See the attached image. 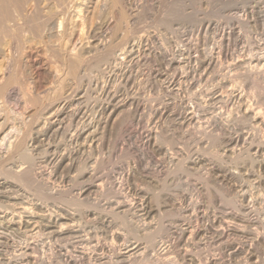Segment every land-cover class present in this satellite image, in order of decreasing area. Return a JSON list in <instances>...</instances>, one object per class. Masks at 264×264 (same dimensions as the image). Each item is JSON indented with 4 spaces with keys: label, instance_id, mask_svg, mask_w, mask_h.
Wrapping results in <instances>:
<instances>
[{
    "label": "rangeland",
    "instance_id": "1",
    "mask_svg": "<svg viewBox=\"0 0 264 264\" xmlns=\"http://www.w3.org/2000/svg\"><path fill=\"white\" fill-rule=\"evenodd\" d=\"M120 1V8L127 12L121 32L116 28L119 16L112 0H99L100 16L105 17L95 21L97 29L91 37L81 41L77 33V38L65 39L66 50L72 53L98 46V52L92 53L94 58L87 62L92 63V69L77 81L66 77V67L62 66L60 72L57 59L44 44L32 42L22 54L12 50L14 53L4 60L2 67L7 76L17 72L25 89L32 97L43 100V106L35 108L32 118L26 117L33 112L21 118L25 109L32 111L31 105L19 103L14 92L5 101L0 100V110L4 111H0V117L3 122L7 120L11 130L10 138H5L7 142L3 135L0 138V176L10 178L8 182H18L11 183L15 187H0V264H264V0ZM94 59L103 61L96 67ZM61 81L64 84L60 85ZM15 87L11 88L16 90ZM52 112H58V118ZM90 133L92 136H87ZM20 140H25V148L17 153L13 145ZM79 143L85 145L81 147ZM23 149L28 157L23 155ZM54 156L67 158L65 163L51 162ZM30 166L34 168L30 175L33 183L27 184L35 187L21 184L23 181L17 177ZM10 170L15 171L16 178L10 176ZM79 172L87 173L85 178L95 176L91 181L89 177L81 178ZM33 174H37L35 179ZM74 174L79 176V182ZM5 177L0 178V183L6 181ZM15 190L18 192H12ZM23 206L32 210L25 211ZM57 219L60 224H69V228L51 236L45 226H54ZM34 222V226L40 224L37 230L28 227ZM54 230L59 232L60 228ZM132 247H138L137 256L125 258Z\"/></svg>",
    "mask_w": 264,
    "mask_h": 264
},
{
    "label": "bare ground",
    "instance_id": "2",
    "mask_svg": "<svg viewBox=\"0 0 264 264\" xmlns=\"http://www.w3.org/2000/svg\"><path fill=\"white\" fill-rule=\"evenodd\" d=\"M99 0H0V100H3V101H5L6 99H7V97L9 96V95H12V94H14V93H16L15 95L17 96V100H18V102L19 103H21V104H23L24 106H29V105H31V106H29V107H32L33 109H32V111H27V109H25L24 108V106L22 107V108H24L25 110L23 111V114H22V116H21V118H23V117H25L24 116V114H27L28 112H29V114H31V112H33V114H31V115H29V116H27L26 118H32V116L34 115V112H36V110H35V108H41L42 106H43V104H42V101L41 100H39V98H35V97H32V95L27 91V90H29V89H25V83L23 84V82H21V80L20 79H22V77L21 78H19V76L20 75H18V73L17 72H15L14 70V72H11V73H9L10 75H8L7 76V74L5 73V70L3 69V64H4V62L6 61L5 60V58L7 59V56L8 57H10V52L12 51V50H16L18 53H20L21 52V54H22V51H24L27 47H28V45L30 44V43H34L35 42V44L36 43H38V44H44L45 45V47L47 46L48 47V49H50V51L53 53V56L57 59V63H55V64H57V68H59V70H60V68H62V66L63 67H66L67 68V75H66V77L67 78H71L70 80H74V81H77L79 78H80V75H85L86 74V72L90 69H92V65H90V64H92V63H87L88 61H89V58L90 57H92V58H94V55H92V53H93V51H97L98 50V46H96V45H94V46H90V47H86V48H81V49H79L77 52H68L67 50H66V42H65V39L67 38V36L68 37H70L71 38V40L73 39V38H75L76 36H77V33H79L78 34V36L80 37L79 38V40H81V41H85V39H87V37H91V34L93 33V32H95L94 30H95V28L96 27H94V24H97V23H95V21L97 20V19H100V14H101V12L99 11V6H98V2ZM104 2V1H103ZM106 2V1H105ZM120 0H112V6L114 7V9H116L118 12V19H117V24H116V28H118L119 29V32H121V30L123 29V27H124V25H125V20H126V13H125V11H124V9L122 8V6H121V8H120V5L122 4H120ZM110 3V2H109ZM108 4V3H107ZM257 4V3H256ZM111 7V6H110ZM234 8V7H233ZM135 9V8H134ZM106 10V9H105ZM113 10V9H112ZM133 11V10H132ZM261 13V12H260ZM129 15V14H128ZM100 16V17H99ZM107 16V15H106ZM102 17H105V15H103ZM101 17V18H102ZM140 18H141V16H140ZM234 19V18H233ZM103 21V20H102ZM119 21V22H118ZM138 21V20H137ZM259 21V20H258ZM80 23V26L82 27L80 30L78 29L79 28V26L78 25H76L77 23ZM128 22V21H127ZM78 23V24H79ZM167 24V23H166ZM258 24V23H257ZM204 25V24H203ZM103 26V25H102ZM164 26V25H163ZM168 26V25H167ZM226 26V25H225ZM245 26V25H244ZM132 27V26H131ZM88 28V29H87ZM218 28V27H217ZM97 29V28H96ZM98 29L100 30V28L98 27ZM212 30V29H211ZM243 30V29H242ZM140 31V30H139ZM142 31V30H141ZM70 32V33H69ZM114 32V31H113ZM112 32V33H113ZM118 32V31H117ZM117 32H116V36H117ZM118 32V33H119ZM124 32V31H123ZM122 32V33H123ZM147 32V31H146ZM97 34H98V32H96ZM149 33V32H148ZM76 35V36H75ZM96 35V34H95ZM94 35V36H95ZM114 35V34H113ZM138 35V34H137ZM126 36H127V33H126ZM95 37H97V36H95ZM107 37V36H106ZM143 37V36H142ZM77 38V37H76ZM100 38V37H99ZM134 38V37H133ZM140 38V37H139ZM204 38V37H203ZM206 38V37H205ZM62 39H63V41H62ZM69 39V38H68ZM93 39H95L94 37H93ZM98 39V38H97ZM263 39V38H262ZM88 40V39H87ZM98 41V40H97ZM70 42V40H68V43ZM100 42H101V40H100ZM135 42V41H134ZM137 42V41H136ZM207 42V41H206ZM229 42V41H228ZM263 42V41H262ZM67 43V44H68ZM97 43V42H96ZM124 43V42H123ZM249 43V42H248ZM70 44H71V42H70ZM224 44V43H223ZM103 45V44H102ZM120 45V44H119ZM140 45V44H139ZM254 45V44H253ZM85 46V45H84ZM83 46V47H84ZM89 46V45H88ZM101 46V45H100ZM118 46V45H117ZM41 47V46H40ZM126 48V47H125ZM78 49V48H77ZM108 49V48H107ZM131 49V48H130ZM195 49V48H194ZM197 49V48H196ZM253 49V48H252ZM74 50V49H73ZM102 50H104V49H102ZM116 50V49H115ZM239 50V49H238ZM237 50V51H238ZM46 51V50H45ZM203 51V50H202ZM242 51V50H241ZM28 52V51H27ZM47 52V51H46ZM98 52V51H97ZM115 52V51H114ZM124 52H125V50H124ZM214 52V51H213ZM226 52V51H225ZM11 53H14V52H11ZM25 53V52H24ZM96 53V52H95ZM100 53V52H99ZM113 53V52H112ZM234 53V52H233ZM10 54V55H9ZM51 54V53H50ZM129 54V53H128ZM258 54V53H257ZM24 55V54H23ZM52 55V54H51ZM100 55H102V54H100ZM107 55H108V53H107ZM254 55V54H253ZM52 56V57H53ZM110 56V55H109ZM170 56V55H169ZM196 56V55H195ZM53 57V58H54ZM98 57V56H97ZM102 57V56H101ZM108 57V56H107ZM144 57H146V56H144ZM260 57V56H259ZM52 58V59H53ZM54 58V59H55ZM103 58V57H102ZM106 58V57H105ZM123 58V57H122ZM189 58V57H188ZM243 58V57H242ZM253 58V57H252ZM264 58V57H263ZM143 59V58H142ZM191 59V58H190ZM240 59V58H239ZM5 60V61H4ZM123 60V59H122ZM153 60V59H152ZM186 60V59H185ZM203 60V59H202ZM214 60V59H213ZM52 61V60H51ZM92 62H94L95 61V59H94V61L93 60H91ZM101 61H103V59L102 60H97V62H96V67L99 65V64H101L102 62ZM110 61V60H109ZM164 61V60H163ZM54 62H56V61H54ZM94 62V63H95ZM145 62V61H144ZM213 62V61H212ZM237 62V61H236ZM235 62V63H236ZM137 63V62H136ZM185 63V62H184ZM232 63V62H231ZM55 64H53V65H55ZM131 64V63H130ZM107 65H108V63H107ZM112 65V64H111ZM110 65V66H111ZM125 65V64H124ZM233 65V64H232ZM3 66V67H2ZM28 66V65H27ZM94 66V65H93ZM221 66V65H220ZM224 66V65H223ZM257 66V65H256ZM14 67V66H13ZM16 67V66H15ZM39 67V66H38ZM96 67H93V68H95L96 69ZM116 67V66H115ZM169 67V66H168ZM229 67V66H228ZM260 67V66H259ZM56 68V67H55ZM100 68V67H99ZM98 68V69H99ZM109 68V67H108ZM126 68V67H125ZM177 68V67H176ZM182 68V67H181ZM223 68V67H222ZM232 68H234V67H232ZM254 68H255V66H254ZM261 68V67H260ZM260 68H259V70H260ZM16 69H18V68H16ZM15 69V70H16ZM63 69H65V68H63ZM162 69V68H161ZM166 69V68H165ZM169 69V68H168ZM235 69V68H234ZM248 69V68H247ZM57 70V69H56ZM55 70V71H56ZM58 70V71H59ZM111 70V69H110ZM185 70V69H184ZM253 70V69H252ZM262 70V69H261ZM57 71V72H58ZM62 70H60V72H61ZM106 71V70H105ZM112 71V70H111ZM127 71V70H126ZM242 71V70H241ZM256 71V70H255ZM85 72V73H84ZM89 72V71H88ZM93 72V71H92ZM99 72H100V69H99ZM98 72V73H99ZM144 72V71H143ZM175 72V71H174ZM220 72V71H219ZM224 72V71H223ZM260 72V71H259ZM63 73V72H62ZM61 73V74H62ZM84 73V74H83ZM109 73V72H108ZM185 73V72H184ZM233 73V72H232ZM246 73V72H245ZM257 73V72H256ZM32 74V73H31ZM57 74L58 73H56V77H58V76H60L61 77V75H59L58 74V76H57ZM90 74H92V73H90ZM94 74V73H93ZM220 74V73H219ZM250 74V73H249ZM258 74V73H257ZM137 75V74H136ZM144 75H145V73H144ZM205 75V74H204ZM256 75V74H255ZM104 76V75H103ZM148 76V75H147ZM177 76H178V74H177ZM201 76V75H200ZM228 76V75H227ZM230 76V75H229ZM116 77V76H115ZM180 77V76H179ZM27 78V77H26ZM59 78V77H58ZM88 78V77H87ZM101 78V77H100ZM120 78V77H119ZM131 78V77H130ZM202 78V77H201ZM208 78V77H207ZM222 78V77H221ZM232 78V77H231ZM63 79V78H62ZM66 79V78H65ZM68 79V80H69ZM81 79H83V76L81 77ZM94 79H96V78H94ZM93 79V80H94ZM98 79V78H97ZM104 79V78H103ZM102 79V80H103ZM151 79V78H150ZM259 79V78H258ZM59 80V79H58ZM64 80V79H63ZM226 80V79H225ZM235 80H237V79H235ZM234 80V81H235ZM240 80V79H239ZM255 80V79H254ZM64 81H66V80H64ZM73 81V82H74ZM89 81H91V80H89ZM118 81V80H117ZM141 81V80H140ZM232 81V80H231ZM241 81V80H240ZM239 81V82H240ZM248 81V80H247ZM26 82V81H25ZM97 82H99V81H97ZM102 82V81H101ZM130 82V81H129ZM158 82H159V80H158ZM182 82V81H181ZM192 82V81H191ZM229 82V81H228ZM236 82V81H235ZM61 83H63V81H61L60 82V85H61ZM242 83V82H241ZM64 84V83H63ZM147 84V83H146ZM149 84V83H148ZM16 85V87H17V89L16 90H14V89H12L11 87L12 86H15ZM59 85V86H60ZM239 85V84H238ZM253 85V84H252ZM256 85V84H255ZM261 85V84H260ZM27 86V85H26ZM39 86V85H38ZM92 86V85H91ZM121 86V85H120ZM127 86V85H126ZM171 86H172V84H171ZM191 86V85H190ZM240 86H242V85H240ZM15 87V88H16ZM62 87V86H61ZM133 87V86H132ZM168 87V86H167ZM224 87V86H223ZM250 87V86H249ZM27 88V87H26ZM55 88V87H54ZM147 88V87H146ZM198 88V87H197ZM218 88V87H217ZM36 89V88H35ZM63 89V88H62ZM80 89V88H79ZM119 89V88H118ZM230 89V88H229ZM237 89V88H236ZM244 89V88H243ZM254 89V88H253ZM61 90V89H60ZM87 90V89H86ZM89 90V89H88ZM222 90V89H221ZM241 90H242V88H241ZM247 90V89H246ZM250 90V89H249ZM41 91V90H40ZM156 91V90H155ZM159 91V90H158ZM188 91V90H187ZM245 91V90H244ZM14 92V93H13ZM56 92V91H55ZM58 92V91H57ZM78 92V91H77ZM103 92V91H102ZM189 92V91H188ZM191 92H192V90H191ZM208 92H209V90H208ZM207 92V93H208ZM227 92V91H226ZM49 93V92H48ZM195 93V92H194ZM221 93V92H220ZM55 94V93H54ZM58 94V93H57ZM104 94V93H103ZM198 94V93H197ZM228 94V93H227ZM226 94V95H227ZM76 95V94H75ZM124 95V94H123ZM179 95V94H178ZM192 95V94H191ZM169 96V95H168ZM184 96V95H183ZM193 96H195V95H193ZM210 96H213V95H210ZM225 96V95H224ZM251 96V95H250ZM62 97V96H61ZM107 97V96H106ZM109 97V96H108ZM107 97V98H108ZM203 97V96H202ZM228 97V96H227ZM230 97V96H229ZM9 98V97H8ZM51 98V97H50ZM54 98V97H53ZM128 98V97H127ZM144 98V97H143ZM220 98V97H219ZM134 99V98H133ZM140 99V98H139ZM180 99V98H179ZM189 99V98H188ZM199 99V98H198ZM197 99V100H198ZM223 99V98H222ZM106 100V99H105ZM108 100V99H107ZM154 100H156V99H154ZM165 100V99H164ZM202 100H204V99H202ZM252 100V99H251ZM254 100V99H253ZM46 101H48V100H46ZM205 101V100H204ZM208 101V100H207ZM224 101V100H223ZM257 101H258V99H257ZM51 102V101H50ZM108 102V101H107ZM153 102V101H152ZM44 103V102H43ZM109 103H110V101H109ZM140 103V102H139ZM198 103V102H197ZM217 103H219V102H217ZM245 103V102H244ZM4 104V103H3ZM40 104H42L41 106H40ZM138 104V103H137ZM2 105V104H1ZM10 105V104H9ZM197 105V104H196ZM8 106V105H7ZM40 106V107H39ZM140 106V105H139ZM178 106V105H177ZM5 107V106H4ZM15 107V106H14ZM19 107V106H18ZM83 107V106H82ZM88 107V106H87ZM96 107H98V106H96ZM131 107V106H130ZM199 107V106H198ZM202 107V106H201ZM2 108V107H1ZM86 108V107H85ZM101 108V107H100ZM8 109V108H7ZM51 109V108H50ZM156 109V108H155ZM193 109V108H192ZM198 109V108H197ZM204 109V108H203ZM202 109V110H203ZM235 109V108H234ZM256 109V108H255ZM49 110V109H48ZM48 110H46V111H48ZM59 110V109H58ZM57 110V111H58ZM79 110V109H78ZM184 110V109H183ZM239 110V109H238ZM260 110V109H259ZM262 110V109H261ZM1 112H4V111H2V109L0 110ZM99 111V110H98ZM237 111V110H236ZM42 112H44V111H42ZM59 112V111H58ZM58 112H54L55 113V115H56V117H57V115H58ZM62 112V111H61ZM60 112V113H61ZM94 112V111H93ZM97 112V111H96ZM192 112H194L193 110H192ZM8 113V112H7ZM53 113V112H52ZM53 113V114H54ZM75 113V112H74ZM237 113V112H236ZM256 113V112H255ZM10 114V113H9ZM8 114V115H9ZM79 114V113H78ZM86 114V113H85ZM91 114H92V112H91ZM207 114V113H206ZM205 114V115H206ZM252 114V113H251ZM259 114V113H258ZM5 115V114H4ZM8 115H6V116H8ZM38 115V114H37ZM49 115H52V114H49ZM55 115H54V117H55ZM1 116V115H0ZM69 116V115H68ZM84 116V115H83ZM94 116V115H93ZM152 116V115H151ZM223 116V115H222ZM251 116V115H250ZM35 117H37V116H35ZM40 117V116H39ZM59 117H60V115H59ZM76 117V116H75ZM245 117V116H244ZM256 117V116H255ZM258 117V116H257ZM10 118V117H9ZM20 118V117H19ZM38 118V117H37ZM58 118V117H57ZM150 118V117H149ZM185 118V117H184ZM188 118V117H187ZM186 118V119H187ZM219 118V117H218ZM222 118V117H221ZM12 119V118H11ZM179 119V118H178ZM189 119H190V117H189ZM188 119V120H189ZM223 119V118H222ZM2 120H4L3 119V117L1 118L0 117V138H1V136L3 135V139L6 141V139L8 138L7 136H9L10 134H11V130H9V126H8V122L6 123V121L5 122H3ZM9 120V119H8ZM29 120H31V119H29ZM28 120V121H29ZM47 120H49V119H47ZM81 120V119H80ZM139 120V119H138ZM183 120V119H182ZM187 120V121H188ZM213 120V119H212ZM216 120V119H215ZM224 120V119H223ZM252 120V119H251ZM11 121V120H10ZM147 121H149V120H147ZM151 121V120H150ZM155 121V120H154ZM191 121V120H190ZM222 121V120H221ZM257 121V120H256ZM263 121V120H262ZM31 122V121H30ZM33 122V121H32ZM37 122H38V120H37ZM43 122V121H42ZM78 122V121H77ZM171 122V121H170ZM229 122V121H228ZM261 122V121H260ZM18 123V122H17ZM28 123V122H27ZM39 123V122H38ZM48 123V122H47ZM65 123V122H64ZM166 123V122H165ZM194 123V122H193ZM219 123V122H218ZM13 125V124H12ZM26 125V124H25ZM27 125H29V124H27ZM34 125V124H33ZM43 125V124H42ZM139 125V124H138ZM173 125V124H172ZM199 126V125H198ZM203 126V125H202ZM217 126V125H216ZM258 126H259V124H258ZM29 127V126H28ZM135 127V126H134ZM143 127V126H142ZM141 127V128H142ZM183 127V126H182ZM193 127V126H192ZM235 127V126H234ZM243 127V126H242ZM27 128V127H26ZM87 128V127H86ZM161 128V127H160ZM241 128V127H240ZM245 128V127H244ZM30 128H28V130H29ZM170 129V128H169ZM190 129V128H189ZM200 129V128H199ZM21 130V129H20ZM26 130V129H25ZM28 130H27V132L26 133H28ZM38 130V129H37ZM46 130V129H45ZM147 130V129H146ZM161 130V129H160ZM176 130V129H175ZM192 130V129H191ZM249 130V129H248ZM258 130H260V129H258ZM30 131V130H29ZM47 131V130H46ZM45 131V132H46ZM77 131V130H76ZM75 131V132H76ZM196 131V130H195ZM201 131H203V130H201ZM244 131V130H243ZM254 131V130H253ZM21 132H23V131H21ZM25 132L24 133H22V135L24 134L25 135ZM85 132V131H84ZM90 132V131H89ZM121 132V131H120ZM151 132V131H150ZM150 132L148 133V134H150ZM185 132V131H184ZM189 132V131H188ZM209 132V131H208ZM247 132V131H246ZM56 133H58L57 131H56ZM81 133H83V132H81ZM88 133V132H87ZM92 133V132H91ZM91 133L90 134H87V136L88 135H91ZM94 133V132H93ZM97 133V132H96ZM163 133V132H162ZM203 133V132H202ZM219 133V132H218ZM217 133V134H218ZM248 133H249V131H248ZM30 134V133H29ZM37 134V133H36ZM55 134V133H54ZM85 134V133H84ZM236 134V133H235ZM250 134V133H249ZM53 135V134H52ZM56 135V134H55ZM54 135V136H55ZM94 135H95V133H94ZM94 135H93V137H92V139L94 138ZM161 135V134H160ZM164 135V134H163ZM162 135V136H163ZM203 135V134H202ZM222 135V134H221ZM255 135V134H254ZM11 136V135H10ZM10 136H9V138H10ZM26 136V135H25ZM29 136V135H28ZM27 136V137H28ZM92 136V135H91ZM130 136V135H129ZM150 136V135H149ZM178 136H180V135H178ZM177 136V137H178ZM184 136V135H183ZM205 136V135H204ZM242 136V135H241ZM7 137V138H6ZM51 137V136H50ZM73 137H74V135H73ZM75 137H76V135H75ZM159 137V136H158ZM164 137V136H163ZM173 137V136H172ZM190 137V136H189ZM209 137V136H208ZM6 138V139H5ZM13 138V137H12ZM11 138V139H12ZM18 137L16 136V139H17ZM20 138V137H19ZM24 139L26 138V137H23ZM22 138V139H23ZM30 138V137H29ZM37 138V137H36ZM81 138V137H80ZM86 138V137H85ZM91 138V137H90ZM90 138L88 139V140H90ZM221 138V137H220ZM21 139V138H20ZM28 139V138H27ZM31 140H32V138H30ZM49 139V138H48ZM71 139H73V138H71ZM77 139H78V136H77ZM83 139V138H82ZM129 139V138H128ZM162 139V138H161ZM176 139V138H175ZM217 139V138H216ZM13 140H15V139H13ZM18 140L19 139H17L16 140V142L18 143ZM26 140V139H25ZM25 140L23 141L24 143H25ZM35 140V139H34ZM33 140V141H34ZM50 140V139H49ZM78 140H80V139H78ZM88 140H87V142H88ZM106 140V139H105ZM152 140V139H151ZM150 140V141H151ZM155 140V139H154ZM180 140V139H179ZM213 140V139H212ZM22 141L20 140V142L21 143H19V144H15V146L13 145V148H16V150L15 149H12V151L13 150H15V151H17V153H18V151L19 150H21L22 148H23V143H22ZM96 141V140H95ZM172 141V140H171ZM171 141H170V143H171ZM183 141V140H182ZM211 141V140H210ZM215 141V140H214ZM229 141V140H228ZM2 142V141H1ZM7 142V141H6ZM32 142V141H31ZM36 142V141H35ZM41 142V141H40ZM69 142V141H68ZM73 142H74V140H73ZM79 142V141H78ZM84 142H85V140H84ZM90 142V141H89ZM88 142V143H89ZM93 142V140L91 141V143ZM126 142V141H125ZM176 142V141H175ZM233 142V141H232ZM235 142V141H234ZM12 143V142H11ZM27 143H29V142H27ZM26 143V144H27ZM59 143V142H58ZM63 143V142H62ZM228 143V142H227ZM258 143V142H257ZM3 144V143H2ZM46 144H48V143H46ZM72 144V143H71ZM77 144V143H76ZM75 144V145H76ZM80 144V146L82 145L81 143H79ZM189 144V143H188ZM195 144V143H194ZM229 144V143H228ZM227 144V145H228ZM264 144V143H263ZM35 145V144H34ZM40 145V144H39ZM38 145V146H39ZM43 145V144H42ZM63 145V144H62ZM78 145V144H77ZM85 145V144H84ZM84 145H82V146H84ZM233 145V144H232ZM236 145V144H235ZM234 145V146H235ZM237 145H238V143H237ZM251 145V144H250ZM11 146V145H10ZM37 146V147H38ZM45 146V145H44ZM64 146H66V145H64ZM68 146H69V144H68ZM67 146V147H68ZM81 146V147H82ZM92 146V144L90 145V147ZM166 146H168V145H166ZM173 146V145H172ZM233 146V147H234ZM247 146V145H246ZM256 146V145H255ZM0 147H2V146H0ZM30 147V146H29ZM40 147V146H39ZM48 147H53V146H48ZM57 147H58V145H57ZM60 147V146H59ZM58 147V148H59ZM75 147V146H74ZM79 147V146H78ZM93 147V146H92ZM100 147V146H99ZM203 147V146H202ZM237 147V146H236ZM258 147V146H257ZM7 148H8V146H7ZM11 148H12V146H11ZM24 148H25V146H24ZM42 148V147H41ZM57 148V149H58ZM69 148V147H68ZM73 148V147H72ZM89 148V147H88ZM188 148V147H187ZM199 148V147H198ZM232 148V147H231ZM9 149V148H8ZM28 149V148H27ZM30 149V148H29ZM32 149V148H31ZM49 149V148H48ZM54 149V148H53ZM56 149V150H57ZM65 149L67 150V148L65 147ZM65 149H63L62 148V150H64V152H66V150ZM81 149V148H80ZM95 149V148H94ZM148 149V148H147ZM150 149V148H149ZM181 149V148H180ZM24 150V152H23V155L25 154L26 156H27V154H26V152H25V149H23ZM51 150V149H50ZM61 150V151H62ZM69 150V149H68ZM67 150V151H68ZM77 151L79 150V148L78 149H76ZM76 150H75V152H76ZM96 150V149H95ZM170 150V149H169ZM177 150V149H176ZM235 150V149H234ZM259 150V149H258ZM8 151H11V150H8ZM7 151V152H8ZM22 151V150H21ZM21 151H19V152H21ZM30 151V150H29ZM55 151V150H54ZM53 151V152H54ZM73 151V150H72ZM83 151V150H82ZM105 151V150H104ZM157 151V150H156ZM242 151V150H241ZM44 152H45V150H44ZM47 152V151H46ZM45 152V153H46ZM108 152V151H107ZM159 152V151H158ZM157 152V153H158ZM175 152V151H174ZM243 152V151H242ZM9 153V152H8ZM11 153V152H10ZM9 153V154H10ZM13 153H14V151H13ZM28 153V152H27ZM43 154V155H46V154ZM50 153V152H49ZM56 153V152H55ZM60 153V152H59ZM72 153V152H71ZM78 153V152H77ZM76 153V154H77ZM171 153V152H170ZM197 153V152H196ZM205 153V152H204ZM233 153H235V152H233ZM249 153V152H248ZM22 154V153H21ZM29 155H30V153H28ZM35 154V153H34ZM39 154V153H38ZM38 154H37V156H38ZM52 154H54V153H52ZM58 153H56L55 155H57ZM65 154V153H64ZM67 154V153H66ZM92 154V153H91ZM111 154V153H110ZM185 154V153H184ZM11 155H13V154H11ZM24 155V156H25ZM31 155H32V153H31ZM69 155V154H68ZM72 155H73V153H72ZM84 155V154H83ZM112 155V154H111ZM10 156V155H9ZM9 156H8V158H9ZM15 156V155H14ZM19 156V155H18ZM23 156V157H24ZM34 156V155H33ZM48 156H50L49 154H48ZM59 156V155H58ZM69 156H71V155H69ZM224 156V155H223ZM2 157V156H1ZM7 157V156H6ZM22 157V156H21ZM20 157V158H21ZM28 157V156H27ZM39 157V156H38ZM43 156H41V158H42ZM47 157V156H46ZM52 157V156H51ZM61 157V160H59V158ZM60 157H53L52 159H51V162H64L65 160H66V156H60ZM183 157V156H182ZM14 158V157H13ZM41 158H40V160H41ZM45 157H43V159H44ZM72 158V157H71ZM73 158H74V156H73ZM72 158V159H73ZM76 158V157H75ZM74 158V159H75ZM190 158V157H189ZM3 159H4V157H3ZM22 159V158H21ZM165 159V158H164ZM178 159V158H177ZM251 159V158H250ZM39 160V159H38ZM45 161L47 160V158L46 159H44ZM161 160H162V158H161ZM217 160V159H216ZM220 160H221V158H220ZM16 161V160H15ZM19 161V160H18ZM32 161H34V160H32ZM45 161H43V162H45ZM73 161V160H72ZM76 161V160H75ZM74 161V162H75ZM86 161H89L90 162V160H86ZM113 161V160H112ZM182 161V160H181ZM1 162V161H0ZM4 162V161H3ZM2 162V163H3ZM23 162V161H22ZM30 162V161H29ZM70 162V161H69ZM68 162V164H70ZM10 163V162H9ZM8 163V164H9ZM12 163H13V161H12ZM49 163V162H48ZM65 163V162H64ZM78 163V162H77ZM185 163V162H184ZM6 164V163H5ZM11 164V163H10ZM16 164V163H15ZM18 164V163H17ZM20 164V163H19ZM21 164H25V163H21ZM30 165H31V163H29ZM39 164H40V162H39ZM53 164H57V163H53ZM71 164H73V163H71ZM90 164V163H89ZM91 164H95V163H91ZM181 164V163H180ZM255 164V163H254ZM7 165V164H6ZM5 165V166H6ZM34 165V164H33ZM42 165H44V164H42ZM51 165V164H50ZM50 165H49V167H50ZM60 165V164H59ZM81 164L79 163V165H78V167L80 166ZM85 165H87L86 163H85ZM100 165V164H99ZM168 165V164H167ZM3 166V165H2ZM8 166V165H7ZM19 166V165H18ZM27 166H29V165H27ZM40 166V165H39ZM39 166H38V169H41V168H39ZM47 166V165H46ZM56 166V165H55ZM58 166V165H57ZM68 166V165H67ZM66 166V167H67ZM94 166V165H93ZM92 166V167H93ZM148 166V165H147ZM152 166V165H151ZM166 166V165H165ZM178 166V165H177ZM13 167H15L14 165H13ZM21 167V166H20ZM25 167V166H24ZM31 167L32 166H30L29 168H30V170H29V168H28V170L27 169H25V170H23L24 172H22V170H21V172H20V170H19V172H20V174L17 176L18 178H19V180H21V181H23L21 184H26L27 186H30L31 184V182H32V180H31V172L33 171L32 169H31ZM45 167V166H44ZM48 167V166H47ZM76 167V166H75ZM3 168H5L4 166H3ZM17 168H19V167H17ZM17 168L15 169L16 170V172H17ZM33 168V167H32ZM46 168V167H45ZM55 168V167H54ZM63 168H65V167H63ZM69 168H70V166H69ZM71 168H72V166H71ZM80 168H81V166H80ZM85 168V167H84ZM84 168H82V169H84ZM218 168H219V166H218ZM34 169V168H33ZM47 169V168H46ZM57 169H59V167L57 168ZM56 169V170H57ZM73 169V168H72ZM72 169H69L67 172L68 173H71V172H69V171H71ZM98 169V168H97ZM147 169V168H146ZM179 169V168H178ZM215 169V168H214ZM13 170V169H12ZM12 170H10V174H11V172H13ZM63 171H64V169H62ZM65 170H67V169H65ZM74 170H75V168H74ZM85 170H86V168H85ZM84 170V171H85ZM95 170V169H94ZM99 170V169H98ZM166 170V169H165ZM173 170V169H172ZM188 170V169H187ZM7 171H9V170H7ZM48 171V170H47ZM62 171V172H63ZM76 171V170H75ZM79 170H77L76 172H78ZM92 171V170H91ZM152 171V170H151ZM167 171V170H166ZM170 171V170H169ZM229 171V170H228ZM253 171V170H252ZM260 171V170H259ZM15 172V171H14ZM12 173V175H10V176H15V173ZM34 172V171H33ZM32 172V173H33ZM88 173H89V171H87ZM105 172V171H104ZM110 172V171H109ZM177 172V171H176ZM175 172V173H176ZM36 173V172H35ZM40 173V172H39ZM49 173V172H48ZM57 173V172H56ZM68 173H67V175H68ZM73 173H75V172H73ZM72 173V174H73ZM91 173V172H90ZM155 173V172H154ZM173 173V172H172ZM14 174V175H13ZM41 175H42V171H41V173H40ZM54 174V173H53ZM79 176L81 177V178H85L86 176H87V173H85V172H82V173H80L79 172ZM93 174V173H92ZM95 174V173H94ZM93 174V175H94ZM167 174H169V173H167ZM171 174V173H170ZM187 174V173H186ZM2 175V174H1ZM37 174H35V176H34V174H33V176H32V178L33 177H37L36 176ZM39 175V174H38ZM45 175V174H44ZM49 175H50V173H49ZM55 175V174H54ZM64 175H65V172H64ZM69 175H71V174H69ZM68 175V176H69ZM179 175V174H178ZM207 175V174H206ZM53 176V175H52ZM52 176H48V177H52ZM57 176V175H56ZM55 176V177H56ZM79 176H77L78 178H79ZM95 176V175H94ZM94 176H92L91 178L89 177H87L88 179H91V181H92V179H93V177ZM256 176V175H255ZM3 178L4 179V177L5 176H0V178ZM74 178H75V180L77 179L78 180V182H79V179L76 177V175L74 174V176H73ZM103 177V176H102ZM106 177V176H105ZM114 177V176H113ZM263 177V176H262ZM14 178H16V176L14 177ZM14 178L12 179V180H14ZM39 178H41V177H39ZM65 178V177H64ZM73 178V179H74ZM87 178H85V179H87ZM99 178V177H98ZM167 178V177H166ZM222 178H224V177H222ZM5 179H6V177H5ZM33 179H35V178H33ZM50 178H48V180H49ZM62 179V174L60 175V179L59 180H61ZM72 179V178H71ZM70 179V180H71ZM73 179L70 181V180H68V181H70V182H72L73 181ZM214 179V178H213ZM240 179V178H239ZM239 179H238V181H239ZM8 179H6V181H4V182H2V183H0V187L1 188H10V187H15V186H13L11 183H13V182H8L9 180H10V178H9V180L7 181ZM41 180H43V179H41ZM45 180V179H44ZM47 180V181H48ZM59 180H56L57 181V183L59 182ZM74 180V181H75ZM83 180V179H82ZM101 180V179H100ZM203 180V179H202ZM209 180V179H208ZM227 180V179H226ZM26 181V182H25ZM31 181V182H30ZM52 181H54V180H52ZM51 180L50 181H48V182H52ZM66 181V180H65ZM112 181V180H111ZM30 182V183H29ZM47 182V183H48ZM61 183H62V181H60ZM64 182V181H63ZM81 182V181H80ZM95 182V181H94ZM97 182V181H96ZM105 182V181H104ZM145 182V181H144ZM16 183H18V182H16ZM15 182L13 183V184H16ZM30 184V185H28V184ZM33 183V182H32ZM35 183V182H34ZM46 183V184H47ZM53 183H55V181L53 182ZM65 183V182H64ZM73 183V182H72ZM83 183H85L84 181H83ZM88 183V182H87ZM108 183V182H107ZM119 183H121V182H119ZM20 184V183H19ZM19 184L17 185V186H19ZM38 184V183H37ZM45 184V185H46ZM59 184V183H58ZM163 184V183H162ZM194 184V183H193ZM261 184V183H260ZM36 185V184H35ZM60 185V184H59ZM88 185V184H87ZM86 185V186H87ZM99 185V184H98ZM170 185V184H169ZM21 186V185H20ZM27 186H24V187H26V188H28ZM33 186V185H32ZM32 186H30V187H32ZM37 186V185H36ZM39 186V185H38ZM51 186V185H50ZM69 186V185H68ZM74 186V185H73ZM148 186V185H147ZM22 187H23V185H22ZM33 187H35V186H33ZM53 187V186H52ZM91 187V186H90ZM151 187V186H150ZM216 187V186H215ZM100 188H101V186H100ZM104 188V187H103ZM102 188V189H103ZM122 188V187H121ZM172 188V187H171ZM17 189V188H16ZM21 189V188H20ZM29 189V188H28ZM35 189V188H34ZM41 189V188H40ZM43 189V188H42ZM85 190H88L87 188H84ZM2 190V189H1ZM4 190V189H3ZM2 190V191H3ZM30 190V189H29ZM37 190V189H36ZM77 190V189H76ZM132 190V189H131ZM134 190V189H133ZM207 190V189H206ZM5 191V190H4ZM7 191V190H6ZM68 191V190H67ZM210 191V190H209ZM208 191V192H209ZM251 191V190H250ZM12 192H18V191H12ZM60 192V191H59ZM64 192V191H63ZM238 192V191H237ZM245 192V191H244ZM31 193V192H30ZM98 193V192H97ZM135 193V192H134ZM161 193V192H160ZM166 193V192H165ZM211 193V192H210ZM225 193V192H224ZM7 194H8V192H7ZM11 194V193H10ZM13 194V193H12ZM58 194H62V193H58ZM57 194V195H58ZM253 194V193H252ZM263 194V193H262ZM36 195V194H35ZM60 195L58 196V197H60ZM96 195V194H95ZM152 195V194H151ZM8 196V195H7ZM62 196V195H61ZM98 196V195H97ZM116 196H117V194H116ZM209 196V195H208ZM2 197H4V193H3V195H2ZM6 197V196H5ZM95 197V196H94ZM110 197V196H109ZM120 197V196H119ZM141 197V196H140ZM153 197V196H152ZM156 197V196H155ZM179 197V196H178ZM6 198H8V197H6ZM31 198V197H30ZM29 198V199H30ZM41 198H43V197H41ZM145 198V197H144ZM10 199H12V198H9V200L8 201H10ZM15 199H17V197L15 196ZM93 199V198H92ZM97 199V198H96ZM158 199V198H157ZM192 199V198H191ZM233 199V198H232ZM13 200V199H12ZM11 200V201H12ZM54 200V199H53ZM60 200V199H59ZM187 200V199H186ZM6 201V200H5ZM10 201V202H11ZM52 201V200H51ZM68 201V200H67ZM74 201V200H73ZM83 201V200H82ZM120 201V200H119ZM239 201V200H238ZM255 201V200H254ZM47 202V201H46ZM60 202V201H59ZM138 202V201H137ZM158 202V201H157ZM70 203V202H69ZM100 203V202H99ZM106 203V202H105ZM104 203V204H105ZM257 203V202H256ZM35 204V203H34ZM66 204V203H65ZM75 204V203H74ZM121 204V203H120ZM236 204V203H235ZM264 204V203H263ZM8 205V204H7ZM16 205V204H15ZM19 205V204H18ZM39 205V204H38ZM42 205V204H41ZM45 205V204H44ZM130 205V204H129ZM166 205V204H165ZM234 205V204H233ZM4 206V205H3ZM143 206V205H142ZM7 207V206H6ZM24 207V206H23ZM144 207H146V206H144ZM160 207V206H159ZM14 207H13V205H12V209H13ZM32 208V207H31ZM31 208H28L29 209V211H30V209ZM133 208V207H132ZM11 209V210H12ZM18 209V208H17ZM26 208L24 207V210H25ZM28 209H26V210H28ZM135 209V208H134ZM207 209V208H206ZM239 209V208H238ZM248 209H249V207H248ZM4 210V209H3ZM10 210V209H9ZM25 210V211H26ZM32 210V209H31ZM115 210V209H114ZM139 210V209H138ZM152 210V209H151ZM208 210V209H207ZM8 210H6V212H7ZM16 211V210H15ZM146 211V210H145ZM263 211V210H262ZM12 212V211H11ZM28 212V211H27ZM26 212V213H27ZM79 212V211H78ZM84 212V211H83ZM102 212V211H101ZM126 212V211H125ZM144 212V211H143ZM178 212V211H177ZM16 213V212H15ZM73 213V212H72ZM71 213V214H72ZM82 213V212H81ZM130 213V212H129ZM132 213V212H131ZM151 213V212H150ZM198 213V212H197ZM23 214H25L24 212H23ZM109 214V213H108ZM112 214V213H111ZM125 214V213H124ZM152 214V213H151ZM163 214V213H162ZM174 214V213H173ZM207 214V213H206ZM211 214V213H210ZM226 214V213H225ZM224 214V215H225ZM52 215V214H51ZM82 215V214H81ZM104 215V214H103ZM120 215V214H119ZM147 215V214H146ZM247 215V214H246ZM44 216V215H43ZM80 216V215H79ZM148 216V215H147ZM161 216V215H160ZM249 216V215H248ZM33 217H34V215H33ZM85 217V216H84ZM83 217V218H84ZM106 217V216H105ZM110 217H111V215H110ZM116 217H117V215H116ZM131 217V216H130ZM156 217V216H155ZM162 217V216H161ZM181 217V216H180ZM202 217V216H201ZM205 217V216H204ZM47 218V217H46ZM60 218V217H59ZM58 218V219H59ZM113 218V217H112ZM186 218V217H185ZM222 218V217H221ZM57 219V220H58ZM61 219V218H60ZM126 219H127V217H126ZM125 219V220H126ZM55 221L53 224H54V226L51 224V225H48V226H45V231L46 230H50V232H49V234L52 236V235H60L61 233L63 234V231H65L66 229L68 230V228H69V224H66V223H61L60 224V220H58V221ZM97 220H98V218H97ZM114 220V219H113ZM122 220V219H121ZM166 220V219H165ZM183 220V219H182ZM225 220V219H224ZM246 220V219H245ZM258 220V219H257ZM22 221V220H21ZM53 221V220H52ZM105 221V220H104ZM184 221V220H183ZM259 221V220H258ZM28 223H29V221H27ZM51 222V221H50ZM121 223H122V221H120ZM140 222V221H139ZM153 222V221H152ZM4 223V222H3ZM25 223V222H24ZM27 223V224H28ZM37 222H34L32 225L33 226H29L28 225V227H33L34 228V230H37V228L38 227H40L39 225L38 226H34V224H36ZM73 223V222H72ZM82 223V222H81ZM87 223V222H86ZM151 223V222H150ZM155 223V222H154ZM26 224V225H27ZM59 224V225H58ZM3 225V224H2ZM13 225V224H12ZM20 225H21V222H20ZM43 225H44V223H43ZM85 225V224H84ZM180 225V224H179ZM188 225V224H187ZM192 225V224H191ZM126 226V225H125ZM36 227V228H35ZM57 227H59L60 228V231L59 232H57L56 230H54V229H56ZM91 227H93V226H91ZM110 227V226H109ZM120 227V226H119ZM130 227V226H129ZM136 227V226H135ZM218 227V226H217ZM229 227V226H228ZM24 228H26V226H24ZM33 228H31V229H33ZM42 228V227H41ZM41 228H39V229H41ZM82 228V227H81ZM124 228V227H123ZM155 228V227H154ZM187 228V227H186ZM220 228V227H219ZM28 229V228H27ZM30 229V228H29ZM28 229V230H29ZM76 229V228H75ZM170 229V228H169ZM6 230H7V228H6ZM19 230V229H18ZM25 230V229H24ZM27 230V231H28ZM70 230V229H69ZM83 230H85V229H83ZM115 230V229H114ZM125 230V229H124ZM138 230H140V229H138ZM142 230V229H141ZM171 230V229H170ZM179 230V229H178ZM225 230V229H224ZM228 230V229H227ZM242 230V229H241ZM32 231V230H31ZM107 231V230H106ZM38 232H40V231H38ZM186 232V231H185ZM224 232V231H223ZM223 232H222V234H223ZM48 233V232H47ZM69 233V232H68ZM113 233V232H112ZM155 233V232H154ZM162 233V232H161ZM256 233V232H255ZM0 234H1V232H0ZM4 234V233H3ZM6 234V233H5ZM20 234V233H19ZM74 234V233H73ZM77 234V233H76ZM102 234V233H101ZM159 234V233H158ZM183 234V233H182ZM253 234V233H252ZM41 235H42V233H41ZM47 235V234H46ZM97 235V234H96ZM112 235V234H111ZM150 235V234H149ZM148 235V237L147 238H149V237H151V236H149ZM181 235V234H180ZM191 235V234H190ZM199 235V234H198ZM49 236V235H48ZM48 236H47V238H48ZM71 236V235H70ZM80 236V235H79ZM87 236V235H86ZM121 236V235H120ZM129 236V235H128ZM154 236V235H153ZM222 236V235H221ZM1 237V236H0ZM28 237V236H27ZM38 237V236H37ZM72 237V236H71ZM70 237V238H71ZM143 237V236H142ZM177 237V236H176ZM192 237V236H191ZM195 237V236H194ZM228 237V236H227ZM13 238V237H12ZM30 238H32V237H30ZM50 238V237H49ZM52 238V237H51ZM56 238H60V237H56ZM55 238V239H56ZM66 238H67V236H66ZM106 238H108V237H106ZM161 238V237H160ZM173 238V237H172ZM205 238V237H204ZM62 239H64V238H62ZM61 239V240H62ZM80 239V238H79ZM103 239V238H102ZM145 240H146V238H144ZM181 239V238H180ZM214 239V238H213ZM257 239V238H256ZM87 240V239H86ZM93 240V239H92ZM95 240V239H94ZM97 240V239H96ZM103 240H105V239H103ZM144 240V241H145ZM150 240H151V238H150ZM236 240V239H235ZM238 240V239H237ZM20 241V240H19ZM57 241V240H56ZM82 241V240H81ZM107 241V240H106ZM140 241H141V239H140ZM143 241V242H144ZM253 241V240H252ZM13 242V241H12ZM52 242V241H51ZM60 242V241H59ZM68 242V241H67ZM132 242V241H131ZM148 242V241H147ZM157 242V241H156ZM193 242V241H192ZM225 242V241H224ZM245 242V241H244ZM1 243V242H0ZM30 243V242H29ZM72 243V242H71ZM114 243V242H113ZM121 243H123V242H121ZM140 243V242H139ZM178 243V242H177ZM194 243V242H193ZM222 243V242H221ZM6 244V243H5ZM20 244V243H19ZM68 244V243H67ZM81 244V243H80ZM141 244V243H140ZM151 244H153V242H151ZM151 244H149V245H151ZM224 244V243H223ZM65 245V244H64ZM86 245V244H85ZM114 245V244H113ZM134 245V244H133ZM145 245V244H144ZM72 246V245H71ZM84 246V245H83ZM92 246H94V248H95V245H92ZM107 246V245H106ZM138 246V245H137ZM152 246V245H151ZM154 246V245H153ZM161 246V245H160ZM229 246V245H228ZM3 247V246H2ZM14 247V246H13ZM30 247V246H29ZM37 247V246H36ZM66 247V246H65ZM64 247V248H65ZM76 247V246H75ZM85 247V246H84ZM88 247H89V245H88ZM146 247V246H145ZM149 247V246H148ZM147 247V248H148ZM156 247V246H155ZM176 247V246H175ZM198 247V246H197ZM205 247V246H204ZM39 248V247H38ZM47 248V247H46ZM73 248V247H72ZM76 248H79V247H76ZM106 248V247H105ZM104 248V249H105ZM110 248V247H109ZM127 248V247H126ZM137 248L138 247H132V248H130L128 251H127V253L126 254H129V257H125V258H134V256L136 255L137 256V254H138V252H139V250H137ZM150 249H151V247H149ZM157 248V247H156ZM172 248V247H171ZM203 248V247H202ZM35 249V248H34ZM97 249V248H96ZM95 249V250H96ZM128 249V248H127ZM238 249V248H237ZM70 250V249H69ZM86 250V249H85ZM88 250V249H87ZM91 250H93V249H91ZM101 250V249H100ZM99 250V251H100ZM144 250H145V248H144ZM147 251H148V249H146ZM145 250V251H146ZM154 250V249H153ZM156 250V249H155ZM154 250V251H155ZM206 250V249H205ZM38 251V250H37ZM59 251V250H58ZM63 251V250H62ZM90 251V250H89ZM88 251V252H89ZM104 251V250H103ZM109 251V250H108ZM114 251V250H113ZM136 251V252H135ZM143 251V250H142ZM188 251V250H187ZM227 251V250H226ZM26 252V251H25ZM78 252V251H77ZM76 252V253H77ZM86 252V251H85ZM106 252V251H105ZM104 252V253H105ZM160 252V251H159ZM217 252V251H216ZM248 252V251H247ZM264 252V251H263ZM70 253V252H69ZM75 253V254H76ZM87 253V252H86ZM96 253H97V251H96ZM121 253V252H120ZM157 253V252H156ZM169 253V252H168ZM173 253V252H172ZM175 253V252H174ZM187 253V252H186ZM226 253V252H225ZM30 254V253H29ZM28 254V255H29ZM34 254V253H33ZM62 254V253H61ZM75 254H73L74 256H75ZM85 254V253H84ZM83 254V255H84ZM88 254V253H87ZM108 254V253H107ZM123 254V253H122ZM179 254V253H178ZM185 254V253H184ZM260 254H261V252H260ZM25 255H26V253H25ZM68 255V254H67ZM70 255V254H69ZM68 255V256H69ZM72 255V256H73ZM99 255V254H98ZM97 255V256H98ZM106 255V254H105ZM158 255V254H157ZM166 255V254H165ZM234 255V254H233ZM33 256V255H32ZM66 256V255H65ZM112 256V255H111ZM141 256V255H140ZM148 256V255H147ZM197 256V255H196ZM195 256V257H196ZM29 257V256H28ZM83 257V256H82ZM95 257V256H94ZM106 257V256H105ZM114 257V256H113ZM144 257V256H143ZM163 257V256H162ZM175 257V256H174ZM245 257V256H244ZM34 258V257H33ZM72 258V257H71ZM80 258H81V256H80ZM110 258V257H109ZM115 258V257H114ZM136 258V257H135ZM140 258V257H139ZM164 258V257H163ZM162 258V259H163ZM176 258V257H175ZM27 259V258H26ZM29 259V258H28ZM35 259V258H34ZM37 259V258H36ZM52 259V258H51ZM87 259V258H86ZM161 259V260H162ZM197 259H198V257H197ZM67 260V259H66ZM76 260V259H75ZM82 260V259H81ZM90 260H92L91 258H90ZM89 260V261H90ZM111 260H113V258L111 259ZM182 260V259H181ZM246 260V259H245ZM40 261V260H39ZM79 261V260H78ZM77 261V262H78ZM89 261H87L88 263H90ZM114 261V260H113ZM145 261V260H144ZM165 261V260H164ZM174 261V260H173ZM177 261V260H176ZM207 261V260H206ZM15 262V261H14ZM23 262V261H22ZM84 262V261H83ZM111 262V261H110ZM117 262V261H116ZM121 262V261H120ZM148 262V261H147ZM163 262V261H162ZM178 262V261H177ZM193 262V261H192ZM32 263V262H31ZM34 263V262H33ZM70 263V262H69ZM79 263V262H78ZM100 263V262H99ZM119 263V262H118ZM164 263V262H163ZM162 263V264H163ZM172 263V262H171ZM242 263V262H241ZM36 264V263H35ZM96 264V263H95ZM165 264H166V261H165ZM203 264V263H202ZM205 264V263H204ZM238 264V263H237ZM240 264V263H239Z\"/></svg>",
    "mask_w": 264,
    "mask_h": 264
}]
</instances>
